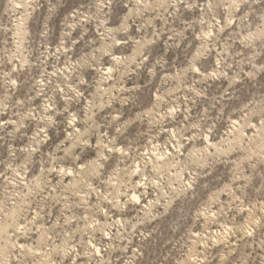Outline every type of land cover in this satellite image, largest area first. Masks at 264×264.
Instances as JSON below:
<instances>
[{
  "label": "rangeland",
  "instance_id": "obj_1",
  "mask_svg": "<svg viewBox=\"0 0 264 264\" xmlns=\"http://www.w3.org/2000/svg\"><path fill=\"white\" fill-rule=\"evenodd\" d=\"M12 1L0 264H264V0Z\"/></svg>",
  "mask_w": 264,
  "mask_h": 264
},
{
  "label": "bare ground",
  "instance_id": "obj_2",
  "mask_svg": "<svg viewBox=\"0 0 264 264\" xmlns=\"http://www.w3.org/2000/svg\"><path fill=\"white\" fill-rule=\"evenodd\" d=\"M11 1V0H10ZM13 2V5H14V7H16V5L17 6H21V4L19 3V2H17V1H15V0H13L12 1ZM18 10V9H17ZM138 10V9H137ZM26 11V10H25ZM13 12V11H12ZM10 14V13H9ZM133 14V13H132ZM27 16L24 18V17H22L20 20H18L17 22H18V24H16V35L18 36V38L20 39V41H22L23 39H24V37H25V35H26V33H27ZM17 20V19H16ZM100 32V31H99ZM26 38V37H25ZM147 38V37H146ZM22 45V44H21ZM65 49V48H64ZM23 53H25V52H23ZM116 55V54H115ZM28 58V57H27ZM114 58H116V59H118L119 58V55H117V56H115ZM120 59V58H119ZM20 62H21V64L23 65L25 62H27V59H26V57L25 56H23L21 59H20ZM105 72H111L113 69H112V67L111 66H107V67H105ZM104 73V72H103ZM66 74V73H65ZM102 78V77H101ZM14 80V79H13ZM102 80V79H101ZM103 80H104V78H103ZM105 81V80H104ZM100 82H103V81H100ZM103 84H104V82H103ZM103 84H100L99 85V87L97 88V90H98V92H104L105 90H106V87L105 86H103ZM53 104H50V107L52 106ZM92 111V110H91ZM74 121H75V119L74 118H72L71 119V123L73 124V125H75L74 124ZM73 131V130H72ZM76 131H80V129L78 128V127H76V129H75V133H76ZM73 134V133H72ZM76 135V134H75ZM80 135V134H79ZM262 136V135H261ZM36 139V138H35ZM262 140V139H261ZM38 141V140H37ZM207 142L209 143L210 142V139H209V137H207ZM75 143V142H74ZM73 144V143H72ZM211 144H213V142L211 143ZM73 145H75V144H73ZM157 149V148H156ZM169 150V149H168ZM154 151V150H153ZM161 151V150H160ZM163 151H165V150H163ZM158 154H156V159H152V162H153V164H155L156 166H158V167H163V166H172V164L174 165V163H173V161H174V159L176 158L175 156H174V154L172 153V152H170V150L168 151V153L166 152H163V153H159V152H157ZM193 153V152H192ZM100 155H104L105 156V154L101 151L100 153H99ZM169 154H171L172 155V157L174 156L175 158L173 159V158H171L170 157V155ZM177 155V154H176ZM177 163V162H176ZM179 163V162H178ZM154 165V166H155ZM140 165H138L137 167H139ZM175 167V166H174ZM155 168V167H154ZM165 168V167H164ZM163 168V169H164ZM168 168V167H167ZM139 170H136L135 169V172H138ZM133 174V173H132ZM180 175V174H179ZM76 181V180H75ZM138 183L140 184L141 182L140 181H138ZM132 199H133V201H137L138 203H140L141 202V200H140V195L139 194H137V192H134L133 193V195H132V197H131ZM121 204V203H120ZM145 205V204H144ZM149 208V207H148ZM212 213V212H211ZM8 215V214H7ZM5 224V223H4ZM1 225L0 226V235H2L4 232H6V225ZM9 234V233H8ZM109 237V236H108ZM1 238V237H0ZM4 238V237H3ZM95 248H96V252H97V254H98V256H101L102 255V252H101V248L98 246H95ZM90 263V262H89Z\"/></svg>",
  "mask_w": 264,
  "mask_h": 264
}]
</instances>
